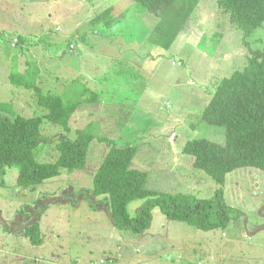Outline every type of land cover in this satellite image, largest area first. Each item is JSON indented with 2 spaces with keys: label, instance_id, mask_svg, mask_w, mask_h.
Masks as SVG:
<instances>
[{
  "label": "rangeland",
  "instance_id": "1",
  "mask_svg": "<svg viewBox=\"0 0 264 264\" xmlns=\"http://www.w3.org/2000/svg\"><path fill=\"white\" fill-rule=\"evenodd\" d=\"M139 7L134 0H0V112L45 116L49 110L39 102L41 93L66 102L80 95L89 99L83 90L86 76H112L114 59L124 58L129 44L139 45L149 34L145 22L150 21L136 19ZM108 9L111 27L95 20ZM146 43L141 50L147 61L157 59L158 68L156 61L149 67L153 86L144 91L140 109L146 110L137 112L136 120L120 121L113 113L110 121L99 122L100 111L93 116L89 100L82 107L92 121L76 123L78 110L69 131L44 119L36 159L56 161L59 142L88 130L95 138L84 167L64 169L29 188L17 184L18 165L0 170V264H264L262 169L242 167L227 174L224 202L232 218L226 229L204 231L170 220L159 207L144 233L119 229L109 199L95 194L94 175L116 140L138 146L132 167L147 173L145 188L214 197L219 184L177 159L186 157L182 148L194 138L225 142V127L202 121L203 110L220 80L242 69L252 50L264 47V24L244 39L217 0H200L169 49ZM82 65L88 74L78 71ZM94 65L101 70L94 73ZM141 202L129 203V211ZM37 221L43 241L32 244L24 233Z\"/></svg>",
  "mask_w": 264,
  "mask_h": 264
},
{
  "label": "trees",
  "instance_id": "2",
  "mask_svg": "<svg viewBox=\"0 0 264 264\" xmlns=\"http://www.w3.org/2000/svg\"><path fill=\"white\" fill-rule=\"evenodd\" d=\"M134 1L141 13L157 19L153 30L149 28L148 40L169 49L200 0ZM217 1L244 32V39L264 24V0ZM105 12L106 19L100 14L95 20L103 19L111 27L113 23L106 17L110 9ZM125 15L122 13L117 22ZM85 100L80 95L66 102L53 93H41L39 102L49 110L45 116H9L0 112V170L18 165L17 184L29 188L61 175L64 169L84 167L89 145L95 138L88 130L79 129L75 138L59 142V156L54 162H39L35 151L43 140L44 119L69 131L72 116ZM202 121L225 127V142L194 138L184 145L182 152L193 156L194 167L208 173L219 184L212 198L199 199L145 188L147 173L131 166L138 146L111 140L104 161L94 175L93 190L109 199L115 227L144 233L151 226L155 207L170 220L186 222L204 231L228 227L232 216L223 191L227 174L242 167L264 170V47L252 50L242 69L220 80L203 110ZM135 200L142 202L131 213L128 205ZM24 234L32 244L43 241L39 223L27 226Z\"/></svg>",
  "mask_w": 264,
  "mask_h": 264
},
{
  "label": "crops",
  "instance_id": "3",
  "mask_svg": "<svg viewBox=\"0 0 264 264\" xmlns=\"http://www.w3.org/2000/svg\"><path fill=\"white\" fill-rule=\"evenodd\" d=\"M136 19H140V21H150V23L145 22V25L151 30H153L154 26L157 23V19H155V17H150V15L141 12L140 15H136ZM147 40L148 39L141 40L138 43L139 45L129 44L130 49H128V53L126 54V56L122 59L119 57H116L114 59L115 73L112 76H108L106 72L104 73V75L101 74L98 76H86V83L83 87V90L84 93L89 96V99H86L85 102L77 108L76 112L80 110L81 113H79L77 117L74 118L76 123L92 121L87 119L85 114L86 109L82 107L83 105L87 104L86 101L88 100L91 103L89 107L92 108L91 114L93 116H96L95 110L100 111L99 117L96 116L99 122L105 120V122L110 121L114 117L113 113H117L120 121H126L127 123H129L132 122V120H136L137 112L139 113L146 110L143 108L145 106V104L143 103V93H145L144 91H146L148 85L153 86V84L148 81V75H151L148 71L149 67H151L152 65L154 66V63L157 60L153 58L152 63V60H150L149 58V61H147V52L144 53V51L141 50L143 45L149 44L146 43L149 42ZM98 43H101V41ZM107 43L108 42L104 41L105 47L107 46ZM152 45L156 47L159 46L157 44ZM131 48H133V50H131ZM77 61L81 62L79 59H77ZM156 65L157 61L155 63V67L158 68V66ZM77 68L79 69L78 71L83 72L84 74H88V70H86L88 68L87 65H85L84 68L83 65L81 68ZM90 70H92L94 73H97L101 70V67L99 65H94L90 67ZM156 94H158V90H156ZM133 97H135V99H133ZM155 100L156 97L154 101ZM145 101L149 103L148 99H146ZM141 104L143 105L142 109H140ZM82 109H84V111ZM123 114L124 116L122 117ZM86 125H89V123ZM183 154L184 153H182V155ZM185 156V159L178 158L177 161L183 160L186 163H190L194 167V159H191V157L188 155Z\"/></svg>",
  "mask_w": 264,
  "mask_h": 264
},
{
  "label": "flooded vegetation",
  "instance_id": "4",
  "mask_svg": "<svg viewBox=\"0 0 264 264\" xmlns=\"http://www.w3.org/2000/svg\"><path fill=\"white\" fill-rule=\"evenodd\" d=\"M34 223H38V221H37V222H34ZM34 223H33V224H34Z\"/></svg>",
  "mask_w": 264,
  "mask_h": 264
}]
</instances>
